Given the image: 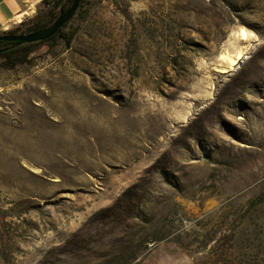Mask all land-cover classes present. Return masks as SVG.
<instances>
[{
    "label": "rangeland",
    "instance_id": "374dc122",
    "mask_svg": "<svg viewBox=\"0 0 264 264\" xmlns=\"http://www.w3.org/2000/svg\"><path fill=\"white\" fill-rule=\"evenodd\" d=\"M84 5L0 57V264H264V0Z\"/></svg>",
    "mask_w": 264,
    "mask_h": 264
},
{
    "label": "trees",
    "instance_id": "16d2710c",
    "mask_svg": "<svg viewBox=\"0 0 264 264\" xmlns=\"http://www.w3.org/2000/svg\"><path fill=\"white\" fill-rule=\"evenodd\" d=\"M43 3L51 5L50 11L45 16L33 19L28 24L22 22L18 27L3 32V34H24L44 29L48 27L51 23H53L55 19L70 6L72 0H43ZM85 15L86 7L84 5V0H80L78 8L73 17L68 22H66L61 28H59L58 31L49 39H52L57 35H61L65 39V41L69 43L77 31V27L71 24L74 21L84 19ZM37 42L41 41L20 44H16V42L14 41H0V57H7L10 53Z\"/></svg>",
    "mask_w": 264,
    "mask_h": 264
},
{
    "label": "crops",
    "instance_id": "0c3cea01",
    "mask_svg": "<svg viewBox=\"0 0 264 264\" xmlns=\"http://www.w3.org/2000/svg\"><path fill=\"white\" fill-rule=\"evenodd\" d=\"M42 3L43 0H0V33L24 22Z\"/></svg>",
    "mask_w": 264,
    "mask_h": 264
},
{
    "label": "water",
    "instance_id": "95a60500",
    "mask_svg": "<svg viewBox=\"0 0 264 264\" xmlns=\"http://www.w3.org/2000/svg\"><path fill=\"white\" fill-rule=\"evenodd\" d=\"M79 1L80 0H72L70 6L64 12H62L48 27L24 34L0 33V41H14L16 42V44H20L32 43L35 41H43L49 39L58 31L59 28H61L66 22H68L73 17L78 8Z\"/></svg>",
    "mask_w": 264,
    "mask_h": 264
},
{
    "label": "bare ground",
    "instance_id": "6f19581e",
    "mask_svg": "<svg viewBox=\"0 0 264 264\" xmlns=\"http://www.w3.org/2000/svg\"><path fill=\"white\" fill-rule=\"evenodd\" d=\"M18 19V18H17ZM240 38L242 40H247L249 38V33L248 31L245 29V28H241L238 32ZM245 56V50H241L239 49L238 51H236V54L234 57H232L229 53L225 52V53H222L220 55V59L223 61V62H228L229 65L228 66H220L218 67V71L219 72H228V71H231L234 69V67L238 64V62L244 58Z\"/></svg>",
    "mask_w": 264,
    "mask_h": 264
}]
</instances>
